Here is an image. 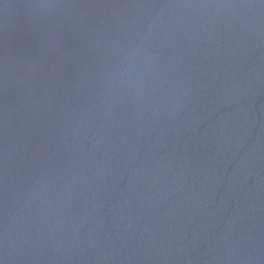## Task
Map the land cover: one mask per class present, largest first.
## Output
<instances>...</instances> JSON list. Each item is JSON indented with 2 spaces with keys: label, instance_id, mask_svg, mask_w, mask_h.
<instances>
[{
  "label": "water",
  "instance_id": "obj_1",
  "mask_svg": "<svg viewBox=\"0 0 264 264\" xmlns=\"http://www.w3.org/2000/svg\"><path fill=\"white\" fill-rule=\"evenodd\" d=\"M0 264H264V0H0Z\"/></svg>",
  "mask_w": 264,
  "mask_h": 264
}]
</instances>
